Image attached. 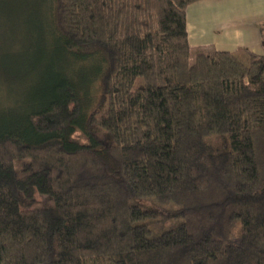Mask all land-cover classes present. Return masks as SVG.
<instances>
[{"label":"trees","instance_id":"trees-1","mask_svg":"<svg viewBox=\"0 0 264 264\" xmlns=\"http://www.w3.org/2000/svg\"><path fill=\"white\" fill-rule=\"evenodd\" d=\"M200 1L0 0V264H264V56L192 51Z\"/></svg>","mask_w":264,"mask_h":264},{"label":"crops","instance_id":"crops-1","mask_svg":"<svg viewBox=\"0 0 264 264\" xmlns=\"http://www.w3.org/2000/svg\"><path fill=\"white\" fill-rule=\"evenodd\" d=\"M192 51L264 56V0H203L187 13Z\"/></svg>","mask_w":264,"mask_h":264},{"label":"rangeland","instance_id":"rangeland-1","mask_svg":"<svg viewBox=\"0 0 264 264\" xmlns=\"http://www.w3.org/2000/svg\"><path fill=\"white\" fill-rule=\"evenodd\" d=\"M5 12H7V7L0 6ZM1 11V9H0ZM246 60V57H244ZM193 62V59H192ZM143 85V80L138 79L135 83V88H139ZM75 137L84 144L89 143V140L81 133L78 129L75 133ZM227 138L218 137V138H207L206 143L207 147L210 150L221 152L226 150ZM210 145V146H209ZM214 147V148H211ZM16 169H21L23 166V161H17L15 163ZM20 206L22 209H35V208H46L53 206V201L50 197L46 195H42L40 192L36 191V194L33 199H26L20 196ZM133 205H137L141 207L145 211H149L152 213L151 217H147L142 220L140 223L146 224L151 232V237L155 238L165 231L178 226L183 222L181 217H177V212L180 207L175 203L163 204L160 203L155 197H141L134 198L131 200Z\"/></svg>","mask_w":264,"mask_h":264}]
</instances>
